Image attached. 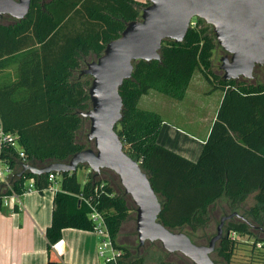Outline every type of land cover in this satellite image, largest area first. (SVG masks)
Here are the masks:
<instances>
[{"label":"trees","instance_id":"1","mask_svg":"<svg viewBox=\"0 0 264 264\" xmlns=\"http://www.w3.org/2000/svg\"><path fill=\"white\" fill-rule=\"evenodd\" d=\"M148 5L146 0H32L24 20L0 17V73L16 67L13 81H0L2 126L20 147H7L0 154L13 176L23 164L41 168L64 163L91 148L83 142L87 120L81 114L91 108L92 78L81 72ZM217 47L212 28L195 19L183 43H163L160 61L135 63L132 78L120 89L123 117L116 131L125 153L148 175L162 203L159 220L165 227L205 245L214 226L234 215L225 223L213 261L264 264V170L255 178V166L264 163V67L255 69L252 80H224L213 72ZM197 72L224 96L202 154L192 162L159 144L164 120L140 108L139 102L151 91L184 100ZM48 175L10 177V188L0 185V201L12 191L21 193L20 185L32 177L40 191L46 190ZM117 180L107 170L97 176L90 172L84 185L77 172L61 175L47 230L50 245L61 239L64 229L94 230L91 208L82 198L90 199L100 186L91 202L103 213L122 252L118 264H194L180 253L150 251L155 243L139 246L134 227L127 231L136 209ZM241 247H247L248 255L239 261ZM50 264L58 262L50 258Z\"/></svg>","mask_w":264,"mask_h":264},{"label":"water","instance_id":"2","mask_svg":"<svg viewBox=\"0 0 264 264\" xmlns=\"http://www.w3.org/2000/svg\"><path fill=\"white\" fill-rule=\"evenodd\" d=\"M141 18L128 23L120 37L107 44L97 61L88 63L81 76L92 78L91 108L81 115L90 121L88 141L93 147L74 154L64 163L45 167L23 164L13 176L76 173L87 167L95 176L103 170L114 172L136 207L139 246L159 242L168 253H180L194 264H215L212 255L224 236L221 223L208 244L197 245L182 232L160 222L162 203L140 164L127 155L116 127L123 117L120 89L133 76L134 64L161 60L165 41L183 43L192 22L204 21L212 28L216 43L225 52L220 69L224 80H252L257 67H264V0H147ZM32 0H0V17L22 21Z\"/></svg>","mask_w":264,"mask_h":264},{"label":"crops","instance_id":"3","mask_svg":"<svg viewBox=\"0 0 264 264\" xmlns=\"http://www.w3.org/2000/svg\"><path fill=\"white\" fill-rule=\"evenodd\" d=\"M191 85L192 81L189 88ZM223 96L222 92L217 105L212 103L204 106L207 113L201 115L204 117L202 125L207 124L197 133L176 128L164 118V114L168 112H157L164 120L158 138L159 144L192 162H197L210 136ZM16 146L20 150L18 144ZM260 148L264 149V145ZM255 167V178L260 179L264 163ZM59 177L54 184V190H39L25 195L18 207H6L0 201V264H50V258L58 264H102L98 255L99 238L94 231L64 229L60 239L63 240L62 255L56 254L51 248L47 230L52 225L56 194L61 191ZM0 185L6 187L7 183L0 179Z\"/></svg>","mask_w":264,"mask_h":264},{"label":"rangeland","instance_id":"4","mask_svg":"<svg viewBox=\"0 0 264 264\" xmlns=\"http://www.w3.org/2000/svg\"><path fill=\"white\" fill-rule=\"evenodd\" d=\"M141 1L144 2L145 0H141ZM194 24H195V20H193L192 26ZM225 55L226 54L223 51V49L218 46L213 56V72L219 76L224 75V72L220 69V67L222 65V58ZM258 73H260V71H258ZM15 74H16V67L12 66L6 69L4 72L0 73V81L1 82L13 81L15 78ZM197 85H199V88ZM193 86H194V91H192ZM212 89H213L212 85L202 77L200 72H197L192 80V85L187 91L184 100L177 101L173 98L160 94L156 91H151L148 95L143 96L142 100L139 102V107L144 110H151L160 113L161 110L162 112H168V114H164L165 116L164 118H166L170 122V124L184 131L190 133H197L198 130L202 129V126L205 127L207 124L206 123L202 125L204 117H201V115L204 116L207 113V108L204 106L212 103L214 105H217L219 96L222 93V91L220 90H212ZM165 103L167 106H165ZM165 108L167 109L165 110ZM85 119L87 121L85 123L84 133L82 136L83 142L90 145V147H93V143L89 142L87 137L90 130V121L87 118ZM89 174H90V170L87 167H81L78 169L77 176L79 178V181L83 185L88 181ZM108 176L112 177L110 173H108ZM102 178L104 179L105 175H103ZM116 183L122 186L119 178ZM131 206L136 209L134 203ZM132 220L134 221H131L128 224L129 228L127 229V231H131L134 227L136 232V210L135 211L133 210ZM217 228L218 225L214 226L215 232L213 236L216 235ZM136 240L138 241L137 234H136ZM204 244L206 245L208 244V242ZM149 247H151L150 251H155L156 253L163 250V247L159 242H156L155 245ZM247 250H248L247 247H241L236 253V259L239 261L245 260L246 256L248 255ZM217 259L218 258H216V260Z\"/></svg>","mask_w":264,"mask_h":264},{"label":"built area","instance_id":"5","mask_svg":"<svg viewBox=\"0 0 264 264\" xmlns=\"http://www.w3.org/2000/svg\"><path fill=\"white\" fill-rule=\"evenodd\" d=\"M17 145V138L11 133H7L4 131L2 126V121L0 118V154L1 152L11 146ZM21 156L24 157V153L21 152ZM14 174V170L10 167V165L4 161L0 157V179H3L5 183H7L10 188V177ZM59 175L56 173H51L48 175L49 186L47 189L54 190V184L57 183ZM22 188V192L12 191L11 194L4 196L1 199V202L6 207H18L21 205V198L25 195L32 194L36 191H39L37 188L36 178L27 179L24 184L20 185ZM102 186V185H101ZM103 187V186H102ZM101 187H95L93 195L90 199L82 198L91 208V212L89 215L90 220L93 223L94 232L99 238L98 244V255L102 264H118L119 259L122 255V252L116 249L113 239L108 228L106 219L101 211H99L98 207L92 203L93 196L98 195L99 189ZM235 236V235H233ZM52 250L58 254L62 255L63 253V240H59L51 246ZM259 248H262V245H259Z\"/></svg>","mask_w":264,"mask_h":264}]
</instances>
